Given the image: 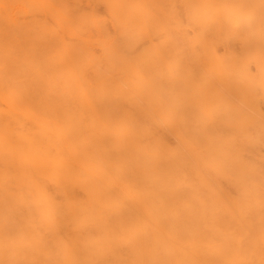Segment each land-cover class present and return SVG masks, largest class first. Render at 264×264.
Returning <instances> with one entry per match:
<instances>
[{
	"label": "bare ground",
	"instance_id": "6f19581e",
	"mask_svg": "<svg viewBox=\"0 0 264 264\" xmlns=\"http://www.w3.org/2000/svg\"><path fill=\"white\" fill-rule=\"evenodd\" d=\"M0 264H264V0H0Z\"/></svg>",
	"mask_w": 264,
	"mask_h": 264
}]
</instances>
